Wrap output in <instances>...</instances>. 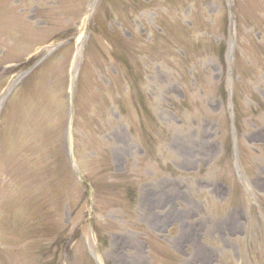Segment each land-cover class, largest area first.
Segmentation results:
<instances>
[{
  "label": "rangeland",
  "instance_id": "rangeland-1",
  "mask_svg": "<svg viewBox=\"0 0 264 264\" xmlns=\"http://www.w3.org/2000/svg\"><path fill=\"white\" fill-rule=\"evenodd\" d=\"M0 264H264V0H0Z\"/></svg>",
  "mask_w": 264,
  "mask_h": 264
}]
</instances>
